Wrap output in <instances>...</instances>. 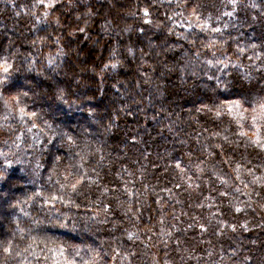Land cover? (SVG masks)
<instances>
[{"label":"trees","instance_id":"1","mask_svg":"<svg viewBox=\"0 0 264 264\" xmlns=\"http://www.w3.org/2000/svg\"><path fill=\"white\" fill-rule=\"evenodd\" d=\"M0 0V264H264V0Z\"/></svg>","mask_w":264,"mask_h":264},{"label":"rangeland","instance_id":"2","mask_svg":"<svg viewBox=\"0 0 264 264\" xmlns=\"http://www.w3.org/2000/svg\"><path fill=\"white\" fill-rule=\"evenodd\" d=\"M87 0H84V2H86ZM61 2H63V0H45L44 2V7L48 9V11H50L53 6H55V4H60Z\"/></svg>","mask_w":264,"mask_h":264}]
</instances>
